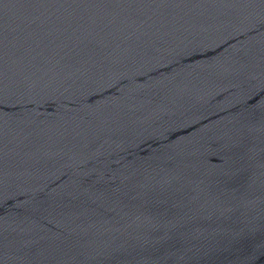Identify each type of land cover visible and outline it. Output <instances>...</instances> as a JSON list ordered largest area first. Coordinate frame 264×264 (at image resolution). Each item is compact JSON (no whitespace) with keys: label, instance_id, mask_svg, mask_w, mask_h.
<instances>
[{"label":"water","instance_id":"water-1","mask_svg":"<svg viewBox=\"0 0 264 264\" xmlns=\"http://www.w3.org/2000/svg\"><path fill=\"white\" fill-rule=\"evenodd\" d=\"M0 264H264V15L0 142Z\"/></svg>","mask_w":264,"mask_h":264}]
</instances>
